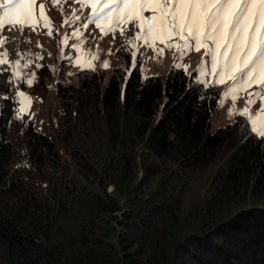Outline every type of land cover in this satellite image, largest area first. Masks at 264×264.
<instances>
[{"label": "trees", "instance_id": "1", "mask_svg": "<svg viewBox=\"0 0 264 264\" xmlns=\"http://www.w3.org/2000/svg\"><path fill=\"white\" fill-rule=\"evenodd\" d=\"M99 59L40 124L15 120L21 79L0 67V264H264L247 117L210 131L220 94L199 66L162 78L138 57L104 83Z\"/></svg>", "mask_w": 264, "mask_h": 264}, {"label": "snow or ice", "instance_id": "2", "mask_svg": "<svg viewBox=\"0 0 264 264\" xmlns=\"http://www.w3.org/2000/svg\"><path fill=\"white\" fill-rule=\"evenodd\" d=\"M72 2L73 0H67L69 4ZM79 2L83 5L91 0ZM35 3L36 0H0V29L5 24L18 23L21 28L31 26L35 30ZM101 3L103 7L99 10L96 9V4H92L93 14L85 19L82 26L86 29L89 24L96 23L102 37L114 34L117 28L123 35L127 26L132 25L139 29L136 33L137 40L150 44L154 49L157 43L178 48L181 59L193 48L196 51L204 48L211 67V72H204V75L215 77V84H228L225 98L231 95L235 103L247 91V104L255 105L258 100L262 102L255 115L249 107L240 109L239 112L242 116H247L253 138L264 139V0H101ZM39 15L44 20V27L48 28L47 34L52 36L51 21L45 16L43 5H40ZM76 19L79 20L80 17ZM101 19L110 22L101 26ZM73 35L78 33L74 31ZM173 40H178L179 43H168ZM61 44L67 45V38L61 40ZM100 51L97 47L95 56L89 51L84 62L77 59L76 65L81 70L87 68L95 71ZM157 51L163 53V49ZM135 59L136 53L133 52V68L136 66ZM6 64V59H0V65ZM19 65L20 61L17 60L12 71V76L17 79L21 78L16 71ZM100 66L107 69L110 62L103 61ZM36 67L40 68L41 65L37 64ZM206 67L207 65H203L198 71H203ZM35 80L36 74L33 72L26 83L33 86ZM200 83L205 87L209 86L207 81L201 80ZM253 86L259 90L248 91ZM16 96L19 104L24 105L27 100L30 106L31 98L26 97L23 91L17 92ZM17 111L20 115L14 118L22 121L26 114L25 107H20ZM234 111L236 109H230L229 114Z\"/></svg>", "mask_w": 264, "mask_h": 264}, {"label": "rangeland", "instance_id": "3", "mask_svg": "<svg viewBox=\"0 0 264 264\" xmlns=\"http://www.w3.org/2000/svg\"><path fill=\"white\" fill-rule=\"evenodd\" d=\"M93 3L96 4L97 10L103 7L101 0H91L90 3L83 5L79 0H73L70 4L67 3V0H56L55 3L53 0H36L34 6V16L37 21L35 30L31 26L21 28L18 23L15 25L5 24L0 29V40H2L0 42V59L8 61V64L0 65V67L13 71L16 61H20L16 71L22 78H20V87L18 86L15 92L23 91L26 97H30L31 100L30 106H28L27 100L24 105L18 103V109L25 107V113L35 124H40L42 119L49 117L52 112L58 109L56 87L59 81L65 84L77 85L79 83L83 70L76 65V60L79 59L83 63L89 51L95 56L97 47L101 50L99 60L110 62V66L107 69L104 68L106 71L104 83L118 70L124 71L125 74L129 72L133 63L130 61L133 52L136 53V59L139 57L141 70L144 74H155L164 78L173 64L184 66L189 70L198 66L201 69L203 65H207L203 71H200V78L207 82H215L216 78L212 75H204V72H211L210 58L205 55L204 48L199 51L193 48L181 59V52L178 48L157 43L154 49L150 44H143L137 40L136 33L139 29L132 25L127 26L123 35L117 28L114 34L109 33L104 37L96 23L89 24L85 29L82 25L85 19L93 14ZM40 5L44 6L45 16L51 21L52 36L47 34L48 28L44 27V20L39 15ZM76 17H80V19L77 20ZM108 22L110 21L104 19L99 21L101 26ZM74 31L78 35L74 36ZM65 38H67L68 44L62 45L61 40ZM168 43H179V41L173 40ZM73 45L77 47L74 48ZM158 49H163V53L158 52ZM109 50H111V54H109ZM37 64L41 67L37 68ZM37 70L43 76L41 82L35 81L33 84L35 86H28L26 80L31 78V73H35ZM227 88L228 84H218L220 100L211 115L210 131L235 120L241 115L240 109L249 107L252 114L255 115L261 108L262 102L259 100L255 105L247 104L249 99L247 91L233 103L231 95L227 98L224 96ZM258 90V87L253 86L248 91ZM230 109H236V111L230 115Z\"/></svg>", "mask_w": 264, "mask_h": 264}]
</instances>
